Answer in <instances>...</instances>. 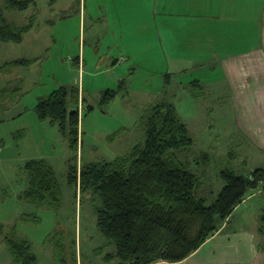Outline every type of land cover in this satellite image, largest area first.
<instances>
[{"label":"rangeland","instance_id":"rangeland-1","mask_svg":"<svg viewBox=\"0 0 264 264\" xmlns=\"http://www.w3.org/2000/svg\"><path fill=\"white\" fill-rule=\"evenodd\" d=\"M34 2L35 6L17 10L0 0L9 23L21 25L36 16L23 41H0V67L17 58L35 59L30 66L0 68V264H16L6 236L29 241L35 264H75L74 241L78 243L77 264L116 261L103 259L114 247L97 228V201L68 182V167L115 159L143 142L141 118L158 101L174 104L189 129L194 143L176 151V157L201 175L203 187L198 193L207 204L224 185L221 171L246 174L264 167V136L258 127L263 124L264 100L258 99L246 112L240 108L223 58L185 64L173 59L184 53L188 56V48H147L145 43L123 47L111 38L103 39L101 28L98 35L102 38L96 39L98 24L93 22L103 9L96 8L93 0L86 1L85 13L79 12V0L68 10L65 5L69 0ZM259 18L257 25L261 24ZM257 46L264 49L261 43ZM234 48L222 51L239 55L248 50L243 45ZM249 80L254 85L247 86V91L260 87L263 93L259 85L264 82L262 71L257 82L253 76ZM62 85L80 91L79 103L71 102L80 111L78 150L71 149L56 124L40 120L35 112L38 98ZM107 89L119 93L102 105ZM89 105L93 108L87 110ZM251 113L256 116L249 119L248 129L244 119ZM39 158L47 160L56 172L62 190L57 209L21 197L28 185L25 163ZM255 194L251 191L247 197ZM240 207L235 215L244 209L243 204ZM101 249L104 254H99Z\"/></svg>","mask_w":264,"mask_h":264},{"label":"trees","instance_id":"trees-1","mask_svg":"<svg viewBox=\"0 0 264 264\" xmlns=\"http://www.w3.org/2000/svg\"><path fill=\"white\" fill-rule=\"evenodd\" d=\"M6 4L7 8L17 10L36 5L34 0H6ZM35 17L30 16L21 25L9 23L0 9V41L21 42L23 34L34 25ZM34 60L18 58L0 68L30 66ZM194 84L200 87L198 81ZM118 93L106 90L100 103L106 105ZM79 101L78 88L62 85L39 97L35 105L38 118L56 124L71 149L76 150L80 111L71 102ZM92 108L87 106V110ZM141 123L144 141L133 145L126 154L68 167V182L97 201L94 207L97 228L114 247L112 253L103 255L107 263L180 261L212 236L251 191L264 187V167L246 174L226 169L220 172L224 185L215 200L207 204L198 193L203 187L201 175L176 157V151L193 145L194 140L174 104L165 100L152 104ZM25 170L28 185L21 197L38 206L59 208L62 190L53 166L44 158L30 159ZM259 222L264 226V210ZM4 240L16 264L36 263L29 241L7 236ZM73 248L77 264L76 241Z\"/></svg>","mask_w":264,"mask_h":264},{"label":"crops","instance_id":"crops-1","mask_svg":"<svg viewBox=\"0 0 264 264\" xmlns=\"http://www.w3.org/2000/svg\"><path fill=\"white\" fill-rule=\"evenodd\" d=\"M75 1L69 0L65 9L73 7ZM86 1L79 0V12L85 13ZM93 1L96 8L103 9L94 18L93 24H98L94 38H102L98 35V28H101L104 31L103 39L111 38L122 46L132 43L141 46L145 43L147 48H158L161 45L169 49L188 48V56L184 53L185 58L182 55L179 59H173L184 60L185 64L199 63V59L207 63L218 56L223 58L222 62L244 112L248 111L252 103L256 104L258 99L264 100V82L259 84L263 93L260 87L246 90L247 86L251 88L254 85L249 83L251 76L257 82L259 72L264 73V49L257 46V43L264 45V0ZM257 16L260 17V25L255 21ZM240 45L248 50L239 55L233 54L234 51H222ZM117 62H114V66L118 65ZM253 116L256 114L251 113L244 119L248 122V129L251 128L249 119ZM258 127L264 136V117L263 124ZM254 129L252 127V131ZM261 142L264 144V139ZM253 198L257 199L251 201ZM241 204L244 209L235 215ZM263 210L264 196L249 195L235 208L227 221L190 255L177 262L161 260L151 264H264V226L259 222Z\"/></svg>","mask_w":264,"mask_h":264},{"label":"built area","instance_id":"built-area-1","mask_svg":"<svg viewBox=\"0 0 264 264\" xmlns=\"http://www.w3.org/2000/svg\"><path fill=\"white\" fill-rule=\"evenodd\" d=\"M262 194L264 193V187H259L256 190H253V193Z\"/></svg>","mask_w":264,"mask_h":264}]
</instances>
